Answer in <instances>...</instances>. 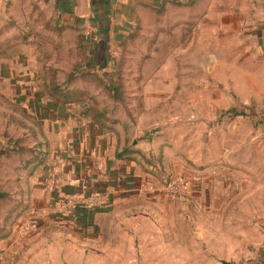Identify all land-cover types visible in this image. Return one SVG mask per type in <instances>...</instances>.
I'll list each match as a JSON object with an SVG mask.
<instances>
[{
  "label": "rangeland",
  "instance_id": "rangeland-1",
  "mask_svg": "<svg viewBox=\"0 0 264 264\" xmlns=\"http://www.w3.org/2000/svg\"><path fill=\"white\" fill-rule=\"evenodd\" d=\"M175 1L136 7L131 29L114 44L117 50L108 67L99 71V77L86 75L78 83L84 92L76 96L98 110L97 119L94 110L88 114L90 119L114 133L134 130L132 138L138 149L134 148L135 160L130 164L139 166V185L147 193H132L117 202L116 210L124 212L119 218L124 233L120 228L117 236L130 238L136 248V259L127 264H155L156 243L167 246L168 240L178 254L187 249L192 256L189 264H210L219 254L234 258L256 236L246 225L254 217L252 206L262 209L263 150L247 145L253 133L264 134L262 106L240 104L234 96L220 95L213 77L203 68L205 54L199 28L205 22L177 23L184 6L182 0ZM23 4L24 0H0V28L13 19V14H26ZM32 24L36 35L31 36L30 47L21 43V23L9 32L18 35L13 39L14 47L5 49L2 45L6 43L0 38V96H20L24 86L34 93L42 88L41 78L52 74L71 88L66 78L68 67L74 58H80V53L69 51L73 37L65 33L61 37L40 36V22ZM184 41L190 43L184 45ZM102 77L112 78L113 89L100 82ZM77 106L79 110L84 107ZM15 108L16 118L24 119L25 115L28 123H35L26 109ZM101 110L104 114L99 113ZM3 121L0 119V127ZM11 128L18 134L23 129L16 123ZM4 142L10 141L5 137ZM128 143L132 145L130 139ZM7 149L14 154L15 163H22L21 156L17 158L16 152ZM7 164L0 159V189L10 192L15 187L6 181ZM68 199L61 201L62 208ZM11 204L8 196L0 197V222L6 220ZM104 205H110L107 197ZM78 227L82 232L87 229ZM238 235L243 243H236ZM161 260L159 263L167 264L165 254Z\"/></svg>",
  "mask_w": 264,
  "mask_h": 264
},
{
  "label": "crops",
  "instance_id": "crops-1",
  "mask_svg": "<svg viewBox=\"0 0 264 264\" xmlns=\"http://www.w3.org/2000/svg\"><path fill=\"white\" fill-rule=\"evenodd\" d=\"M164 1L169 4L171 0H101V5L93 0H24L26 14L14 12L13 19L0 28V38L6 43L2 46L14 47L13 39L18 35L9 32L21 23V43L30 47L31 36L36 35L31 30L32 22L38 20V35L52 38L69 34L73 37L69 51L77 55L79 34L105 38L102 51L111 61L117 50L114 44L131 29L130 19L136 7L156 6ZM178 1L181 0L175 2ZM182 1L184 10L177 23L205 22L199 28L205 54L203 68L213 77L220 95L234 96L240 104H259L264 111V0ZM189 43L184 41V45ZM77 59L71 61L69 69ZM81 82L78 78L75 83L70 81V87L81 88ZM24 88L20 96H0V119L4 120L0 127V159L9 162L6 181L15 187L5 191L12 204L6 220L0 222V264H127L135 260L134 242L125 235L117 236L120 228L124 233L119 225L124 212L116 210L117 202L125 196L147 193L139 185V166L130 164L135 160L134 148L138 149L132 138L134 130L114 133L90 119L83 107L79 110V103L55 104L49 102L50 97L38 96V90L33 93L30 87ZM9 101L11 105L7 106ZM15 105L33 115L35 123H28L25 115L24 119L16 118ZM15 123L23 128L19 134L11 128ZM262 135L253 133L247 145L263 150L264 167ZM5 137L10 142H4ZM7 148L16 152L17 158L21 156L22 163H15L14 154L10 155ZM261 177L264 182V172ZM90 191L104 193L110 205L75 215L61 207V201ZM262 193V213L258 205L252 206L254 217L246 222L256 234L248 240V247L234 258L216 255L210 264H221L220 260L264 264V185ZM79 225L86 231L82 232ZM235 240L244 242L239 235ZM167 243H156L152 257L155 264H162L159 262L164 254L167 264H189L192 256L187 249L178 254L174 244L169 240ZM202 256L205 262V254Z\"/></svg>",
  "mask_w": 264,
  "mask_h": 264
},
{
  "label": "trees",
  "instance_id": "trees-1",
  "mask_svg": "<svg viewBox=\"0 0 264 264\" xmlns=\"http://www.w3.org/2000/svg\"><path fill=\"white\" fill-rule=\"evenodd\" d=\"M95 4L101 5V0H93ZM106 39H92L89 35H81L79 34L78 38V48L80 53V58L74 62L72 67L67 71L66 78L68 81H72L75 79H81L86 75H92L94 77H99V71L104 70L108 67V63H110V59L108 60L107 56L102 49L104 48ZM110 61V62H109ZM49 69V68H48ZM53 69V68H52ZM39 77V76H38ZM111 77V76H110ZM102 77L100 82L106 85V88L111 90L115 86L112 78ZM41 78V77H40ZM42 88L38 90V96H47L50 97L49 102H53L55 104H66V103H79L84 111L90 114L91 110H94L93 117L97 119V109L96 107H91L87 101L81 100L76 96L78 93L84 92V90H80V88H68L63 86L60 82L55 80L54 74L50 78H41ZM119 99L121 96H115ZM48 102V103H49ZM93 113V112H91ZM99 113L104 112L101 110ZM97 124H101L98 120H93ZM1 188V187H0ZM8 193L0 189V197H7ZM97 209V208H96ZM95 210V209H94ZM86 211V209L77 206L73 212L68 213L69 215H75ZM89 211V210H88ZM84 215V214H83Z\"/></svg>",
  "mask_w": 264,
  "mask_h": 264
},
{
  "label": "built area",
  "instance_id": "built-area-1",
  "mask_svg": "<svg viewBox=\"0 0 264 264\" xmlns=\"http://www.w3.org/2000/svg\"><path fill=\"white\" fill-rule=\"evenodd\" d=\"M106 196L100 191L84 192L76 198H69L65 204L64 210L71 213L79 206L86 210H94L105 204ZM3 260V254H0V261Z\"/></svg>",
  "mask_w": 264,
  "mask_h": 264
},
{
  "label": "water",
  "instance_id": "water-1",
  "mask_svg": "<svg viewBox=\"0 0 264 264\" xmlns=\"http://www.w3.org/2000/svg\"><path fill=\"white\" fill-rule=\"evenodd\" d=\"M221 264H231L229 261L226 260H220Z\"/></svg>",
  "mask_w": 264,
  "mask_h": 264
}]
</instances>
